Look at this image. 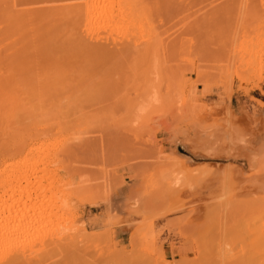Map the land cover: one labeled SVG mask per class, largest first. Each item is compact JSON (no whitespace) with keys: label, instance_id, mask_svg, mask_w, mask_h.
I'll list each match as a JSON object with an SVG mask.
<instances>
[{"label":"rangeland","instance_id":"rangeland-1","mask_svg":"<svg viewBox=\"0 0 264 264\" xmlns=\"http://www.w3.org/2000/svg\"><path fill=\"white\" fill-rule=\"evenodd\" d=\"M63 1L0 0V124L14 98L4 129L49 149L58 163L39 175L69 184L0 206L14 231L48 232L15 264H231L264 221V0H144L141 34L96 33L116 39L106 52L76 47Z\"/></svg>","mask_w":264,"mask_h":264},{"label":"bare ground","instance_id":"bare-ground-1","mask_svg":"<svg viewBox=\"0 0 264 264\" xmlns=\"http://www.w3.org/2000/svg\"><path fill=\"white\" fill-rule=\"evenodd\" d=\"M44 1V0H43ZM53 1V0H52ZM72 3H75V5L78 7V14L80 15V20L78 22V26L76 25L77 28H75L73 30V33L69 36V38L73 39V42L76 43V47L78 48L81 47V49L85 46V47H91L93 45H89L90 43L88 42H85V40H89V41H93L94 43L95 42H98L99 40V37L96 33H99V31H104V32H108V33H114V31H123L125 34L128 33L129 31H131V28L132 27H136L137 29V33L138 34H141L144 30V24L143 22L141 21H138L141 17V14L143 13L144 9H146L147 7V3H145L144 0H71ZM175 1V0H174ZM178 1V0H177ZM181 1V0H180ZM183 1V0H182ZM41 2V1H40ZM48 2V0H47ZM59 2V1H57ZM64 3L66 2L65 0L63 1ZM70 2V1H69ZM179 2V1H178ZM54 3V2H53ZM63 3V4H64ZM68 3V1H67ZM65 3V4H67ZM40 4V3H39ZM45 4V2H44ZM51 4V2H50ZM49 4V5H50ZM56 5V3H54ZM146 5V6H145ZM47 6V5H46ZM58 6H62V5H59ZM69 6H70V3H69ZM31 7V6H30ZM40 7V6H39ZM54 7V5H53ZM57 7V6H56ZM55 7V8H56ZM25 8V7H24ZM41 8V7H40ZM58 8V7H57ZM51 9H54V8H51ZM62 11H64V13H66L63 17H67L68 13L67 11H69V8H66V6L63 8L61 7ZM26 10V9H25ZM45 11V10H44ZM48 15V14H47ZM55 15V14H54ZM46 17V16H45ZM48 18V17H47ZM55 18V17H54ZM70 18V20L68 21H72L71 17L68 16V19ZM15 19V18H14ZM58 19V18H57ZM56 20V19H55ZM17 21V20H15ZM59 21V20H58ZM66 22L67 20L66 19H63V22ZM12 22V21H11ZM42 22V20H41ZM55 22V21H54ZM15 23V22H14ZM30 23V22H29ZM40 23V22H39ZM39 23L37 22V24L39 25ZM49 23V22H48ZM57 23V22H56ZM50 24V23H49ZM13 25V24H12ZM15 25H18V24H15ZM21 25V24H20ZM19 25V26H20ZM34 25V23H33ZM44 25V24H43ZM51 25V24H50ZM43 28V26H42ZM52 28V27H51ZM25 29V28H24ZM35 29V28H34ZM50 29V28H49ZM26 31V30H25ZM106 32V33H107ZM97 35L96 37H98V39L94 37V35ZM105 34V33H104ZM115 34H117V32H115ZM114 34V35H115ZM120 34V33H119ZM118 34V35H119ZM123 34V33H121ZM101 35V34H100ZM107 35V34H106ZM112 35V34H111ZM124 35V34H123ZM133 35V34H132ZM17 36V35H16ZM117 36V35H116ZM101 37V36H100ZM120 37V36H119ZM125 37V36H124ZM18 38V37H17ZM16 38V39H17ZM24 37L22 36V39ZM104 38V37H103ZM107 38V37H105ZM104 38V43H101L103 42V40L101 42H98L97 44H104L105 46H101L100 49H98L99 51H102V52H106L107 47L109 48L110 45L108 43H114L115 40H113V35H112V42L110 40L105 39ZM116 38V37H115ZM15 39V40H16ZM119 39V38H118ZM121 39H123V37H121ZM120 39V40H121ZM14 40V41H15ZM119 41V43L121 44L122 42ZM126 40V39H125ZM134 40V39H133ZM20 40H17V42H19ZM16 42V41H15ZM125 41H123L124 43ZM126 44L124 43V45H121L120 47H117L116 50L117 52L121 51L124 47L130 45V42H128L126 40ZM133 44L135 42L131 41ZM20 43V42H19ZM88 43V44H87ZM110 43V44H111ZM131 43V44H132ZM87 44V45H86ZM96 44V43H95ZM118 44V43H116ZM118 44V45H120ZM156 44V36L153 35L151 38H150V41L148 43V46H154ZM17 45V43H16ZM136 45V44H134ZM133 45V46H134ZM21 46V45H20ZM131 46V45H130ZM75 47V48H76ZM112 47V45H111ZM115 44H114V47L113 50H115ZM129 47V46H128ZM137 47V46H136ZM135 47V49H136ZM16 48V47H14ZM20 48V47H19ZM95 47H91L90 49H94ZM134 48V47H133ZM72 49V48H71ZM80 48L77 49V51L79 52ZM84 50V49H83ZM119 50V51H118ZM75 50V52H77ZM241 51V50H240ZM17 52V51H16ZM23 52V51H22ZM69 53L72 52V50L69 49L68 51ZM83 52V51H82ZM19 53V52H18ZM90 52H88L89 54ZM101 53V52H100ZM17 54V53H16ZM75 54V53H74ZM19 55V54H18ZM84 55V54H83ZM87 55V54H86ZM248 55V54H247ZM252 57V56H250ZM21 58V57H20ZM88 59V58H87ZM91 59V58H90ZM17 61V60H16ZM93 62V61H92ZM245 64H248V62H245ZM11 96V95H10ZM9 98V96H8ZM7 98V99H8ZM6 99V98H5ZM14 98L12 99H8V100H11V102H14L13 101ZM1 101H3V99H1ZM7 102V100H6ZM10 102V101H9ZM8 103L9 105L6 106V114L4 115L3 119H2V123L0 124L1 125V128L3 127V120L7 119V121L5 120V123L7 122L8 124V121L11 122L14 118V115L16 113L14 112H17V106L18 105H15V103H12L11 104ZM6 104V103H5ZM16 104H18L16 102ZM2 105V104H1ZM0 105V106H1ZM4 109V108H2ZM143 111V110H140V112ZM1 113V112H0ZM18 114V113H17ZM2 117V116H1ZM16 117V116H15ZM11 119V121H10ZM15 121V119H14ZM1 122V121H0ZM13 123V122H12ZM10 124V123H9ZM12 126L14 124H11ZM11 125L8 127L10 128L8 131V127L7 129L5 130L3 127L2 131L6 132V133H3L4 135H6L7 137L4 138V140H1L0 142V206L3 205L4 203H6L7 201H11L12 203H14V194L16 192H19L20 194L23 193V196L25 199H27V197L30 198V193L32 192H35L39 189H42L44 187H47V186H44L42 185V183L44 182V180H49L51 179V182L48 183L50 185L49 187V190L53 191V190H57L59 191L58 193H60L59 195L60 196H63V193H64V188L66 186H68L69 184L66 183V180L65 178H63L64 176H61L59 173V171H57V173H53L50 178H47L45 179V176L47 174H45L46 172H50V171H46V169H43V168H47V166L51 165V166H55L57 163H58V160L56 159V157L52 156V158H49V156H51V154H48V150H45L46 151V154H45V157H42V154H43V151L42 148L40 146H35L34 144H31L29 142H23L22 144H17L18 142H15L16 145L14 144V131H12L11 129ZM5 126V125H4ZM36 126V125H35ZM34 126V127H35ZM56 131L54 132L55 135L59 134L60 133V128H58V124L57 126ZM29 128V126L27 127ZM34 129V128H33ZM158 129V128H157ZM28 130V129H27ZM29 133V132H28ZM2 134V133H1ZM30 139V138H29ZM42 145H45V144H42ZM41 145V146H42ZM49 145V144H48ZM46 147V146H45ZM45 149V148H44ZM47 149V147H46ZM45 153V152H44ZM68 155V154H67ZM62 158V157H61ZM66 158V157H65ZM64 159V157H63ZM68 159V158H67ZM65 160V159H64ZM53 164V165H52ZM66 164V163H65ZM40 166H44L42 168V170H40ZM63 168V167H62ZM48 169V168H47ZM46 171L45 173L41 175L42 171ZM43 171V172H44ZM56 171V170H55ZM264 171V170H262ZM41 172V173H40ZM52 172V171H51ZM40 173V175H39ZM262 173V172H261ZM50 174V173H49ZM48 176V177H49ZM68 182V181H67ZM258 182V181H257ZM72 186V185H71ZM258 186H259V189H256L254 188V191L252 190V194L255 195L257 198H259L260 200V204L262 205L261 207H264V178H262L261 182L258 183ZM44 191V190H43ZM48 191V190H47ZM46 191V192H47ZM56 191V192H57ZM45 192V193H46ZM49 192V191H48ZM19 193H17L19 195ZM15 194V195H17ZM28 195L27 197H25V195ZM57 194V193H56ZM22 196V198H23ZM39 196V195H38ZM66 196V195H65ZM56 197V196H55ZM73 197V196H72ZM21 198V197H20ZM35 198V197H34ZM52 198H54V195H52ZM59 198V197H57ZM56 198V200H57ZM24 199V200H25ZM97 199V198H96ZM18 200V199H17ZM22 200V199H21ZM23 200V201H24ZM103 200V198H102ZM28 201H30V199H28ZM68 201V200H67ZM67 201L64 200V198H61V202L59 200L56 201L57 202H60L61 204L63 205H66L69 204ZM81 201V200H80ZM104 201V200H103ZM20 202V201H19ZM26 202V200L24 201ZM47 202V201H46ZM102 202V201H101ZM44 203V202H43ZM50 203V202H49ZM55 203V202H54ZM55 203V205H56ZM27 204V203H26ZM5 205V204H4ZM15 205V203L13 204ZM19 205V204H18ZM34 206V205H33ZM40 207L42 206L41 204L39 205ZM48 208H50L49 206H47ZM65 207V206H64ZM1 208V207H0ZM6 208V207H5ZM17 208V207H16ZM39 208V207H38ZM56 208V207H55ZM54 208V209H55ZM110 208V207H109ZM58 209V208H57ZM62 209V208H61ZM66 209V207H65ZM260 209V208H259ZM258 209V210H259ZM8 211L6 210H1L0 209V229L2 228V232L0 230V264H15V260L19 259V258H15V256L17 255L18 257V254L23 247L26 246V248H28L27 251H29V248L31 246V244L33 243L32 241L34 240V242L36 241L37 243V240H39L40 238H42L41 240H43V238H46L48 235V232L47 234H41L42 232L39 230V236H36L35 238L34 237H30L32 235H30V232H29V227H24V230H22L21 232L17 230L14 231V212L17 211L15 210L14 211V206L10 209L8 208L7 209ZM261 210V209H260ZM25 211V210H23ZM20 212V211H19ZM27 212V211H26ZM30 212V211H29ZM51 212V211H50ZM63 213V212H62ZM261 213H264V211H262ZM25 214V213H24ZM27 214V213H26ZM38 214H40L38 212ZM47 214V213H46ZM260 214V213H259ZM28 215V214H27ZM54 215V214H53ZM264 215V214H262ZM34 216V215H33ZM39 216V215H38ZM21 218L23 216H20ZM26 217V216H25ZM37 217V216H36ZM27 218V217H26ZM16 219V218H15ZM22 219H25V218H22ZM44 219V218H43ZM260 219V218H259ZM262 219V218H261ZM260 219V220H261ZM21 220V219H20ZM60 220V219H59ZM58 220V221H59ZM45 221V220H44ZM51 221V220H50ZM257 223L258 221L255 220ZM262 221V220H261ZM20 222V221H18ZM25 222V221H23ZM37 222V220H36ZM41 222V221H40ZM254 222V223H256ZM57 223V221H56ZM253 223V224H254ZM21 224V223H20ZM26 224H28L26 222ZM31 224V223H30ZM45 224H48V223H45ZM10 225V226H9ZM12 225V226H11ZM24 225V224H23ZM50 225V224H49ZM65 225V224H63ZM10 228H9V227ZM18 226L20 225H17L16 227L18 228ZM29 226V225H28ZM39 226V225H38ZM8 227V228H7ZM66 227V226H65ZM254 227V226H253ZM21 228V227H20ZM45 228V227H43ZM33 229V228H32ZM59 229V228H58ZM69 229V228H68ZM42 230V229H41ZM36 231V230H35ZM62 231V230H61ZM37 232V231H36ZM41 232V233H40ZM44 233L46 231H43ZM64 232V231H63ZM73 232V231H72ZM34 233V232H33ZM60 233V232H59ZM68 233V232H66ZM239 233V232H238ZM237 233V234H238ZM245 233V231H244ZM243 233V235H244ZM41 234V235H40ZM50 234V233H49ZM106 234V233H105ZM236 234V233H234ZM35 235V234H34ZM63 235V234H62ZM78 235V234H77ZM98 235V234H96ZM246 236H244L245 238L243 240H239L240 241V247L242 246L241 248V251L240 253H238L239 255H237L236 253L234 254V257L235 255H237L235 258H237L235 260H233V254L231 256V261L232 263L231 264H264V221L260 222L258 225H256L255 228H252L250 230H248V233L246 232ZM73 236V235H72ZM51 237V235H50ZM84 237V236H83ZM96 237V236H95ZM49 238V237H48ZM47 238V239H48ZM74 238V237H73ZM90 238V237H89ZM88 238V239H89ZM241 238V237H240ZM53 238H51L52 240ZM46 240V239H45ZM80 240V239H79ZM99 240V239H98ZM237 240V239H236ZM54 241V240H53ZM70 241V240H69ZM39 242V241H38ZM46 242V241H45ZM44 242V243H45ZM58 242V241H57ZM36 243H33L35 246H36ZM40 243V242H39ZM42 243V242H41ZM43 243V244H44ZM47 243V242H46ZM56 243V242H54ZM52 243V244H54ZM87 243V242H85ZM238 243V242H237ZM38 244V243H37ZM48 245L50 244L47 243ZM79 244V243H78ZM227 244V243H226ZM229 244V243H228ZM227 244V245H228ZM45 245V244H44ZM56 245V244H55ZM53 245V246H55ZM67 245V244H66ZM38 246V245H37ZM47 246V245H46ZM58 246V245H56ZM230 246V245H229ZM228 246V247H229ZM236 246V245H235ZM33 247V245L31 246ZM39 247V246H38ZM43 247V246H42ZM51 247V245H50ZM238 247V246H237ZM35 248V247H34ZM47 248V247H46ZM45 248V249H46ZM236 249V247H234ZM233 248V249H234ZM36 249V248H35ZM42 249V248H41ZM40 249V250H41ZM44 249V250H45ZM53 249V248H52ZM56 249V248H55ZM73 249V248H72ZM238 249V248H237ZM236 249V250H237ZM34 250V249H32ZM47 250V249H46ZM74 250V249H73ZM85 250V249H84ZM25 250H23V252L21 251L20 253L24 254V258H25V255L27 253H24ZM38 251V250H36ZM66 251V250H64ZM239 251V250H237ZM18 252V254H16ZM34 252V251H33ZM47 252V251H46ZM50 252V251H49ZM233 252V251H232ZM35 253V252H34ZM62 253V252H61ZM68 253V252H66ZM225 253V252H224ZM230 253H231V249H230ZM39 254V253H38ZM45 254V253H44ZM53 255V254H52ZM77 255V254H76ZM85 255V254H84ZM83 255V256H84ZM22 257V255L20 254L19 257ZM63 256V255H62ZM26 256V259H28ZM37 257V255H36ZM35 257V258H36ZM51 257V256H50ZM66 257V256H65ZM38 258V257H37ZM49 258V257H48ZM224 258V257H223ZM229 258V257H228ZM227 258V259H228ZM32 259V258H31ZM50 259V258H49ZM88 259V258H87ZM230 259V258H229ZM228 259V260H229ZM238 259H241V260H238ZM24 260V259H23ZM30 260V259H29ZM62 260V259H61ZM74 260V259H73ZM225 261V260H224ZM227 261V260H226ZM230 261V262H231ZM25 262H28V260H26ZM52 262V261H51ZM20 263V262H19ZM33 263V262H32ZM59 263V262H58ZM65 263V262H64ZM225 263V262H224ZM28 264V263H26ZM39 264V263H38ZM87 264V263H86ZM230 264V263H229Z\"/></svg>","mask_w":264,"mask_h":264}]
</instances>
